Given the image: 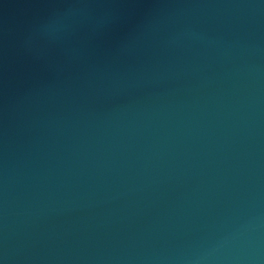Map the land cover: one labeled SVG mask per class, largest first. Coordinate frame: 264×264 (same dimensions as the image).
Listing matches in <instances>:
<instances>
[{"label":"water","instance_id":"water-1","mask_svg":"<svg viewBox=\"0 0 264 264\" xmlns=\"http://www.w3.org/2000/svg\"><path fill=\"white\" fill-rule=\"evenodd\" d=\"M0 264H264V0H0Z\"/></svg>","mask_w":264,"mask_h":264}]
</instances>
